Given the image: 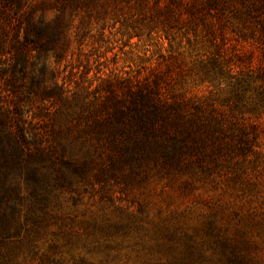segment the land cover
Segmentation results:
<instances>
[{"label": "trees", "instance_id": "obj_1", "mask_svg": "<svg viewBox=\"0 0 264 264\" xmlns=\"http://www.w3.org/2000/svg\"><path fill=\"white\" fill-rule=\"evenodd\" d=\"M119 3H133L139 21L165 37L183 28L200 35L214 54L192 73L169 57L145 74L73 91L60 67L77 12L79 29L117 14ZM261 115L264 0H0V264H62L41 241L49 206L85 184L123 191L150 175L188 176L179 184L187 190L194 178L221 174L247 190L264 186L262 169L256 182L241 177L261 148ZM238 224L231 238L213 219L202 237L136 226L134 238L144 256L168 264H259L249 235L260 217L250 212ZM118 227L92 226L101 237Z\"/></svg>", "mask_w": 264, "mask_h": 264}, {"label": "rangeland", "instance_id": "obj_2", "mask_svg": "<svg viewBox=\"0 0 264 264\" xmlns=\"http://www.w3.org/2000/svg\"><path fill=\"white\" fill-rule=\"evenodd\" d=\"M132 5L119 3L117 14L110 10L102 20L92 16L79 29L76 26L84 12H77L68 32L69 50L60 67L70 89L74 91L77 86L80 91L81 86L92 91L104 79L145 74L169 57L177 58L192 73L214 54V49L200 35H193L186 28L165 37L148 23H141ZM191 81L187 77V83L192 85ZM203 86H196L200 89L198 95H209ZM258 123L263 129L259 137L261 148L257 150L255 163L244 165L246 171L241 177L245 181L256 182V171L260 169L264 181V115ZM185 178L188 176L150 175L146 181L128 185L123 191L113 184L103 187L85 184V192L79 196L63 192L57 201H51L52 218L41 241L45 248L54 246L53 258L62 264H168L163 256L159 259L157 255L144 256L134 238L136 226L149 230L171 226L200 235L204 220L213 219L217 228L225 230V236L231 238L240 227L238 217L256 212L261 226L249 239L255 246L253 254L257 261L264 264V186L247 190L240 182H229L220 174L199 181L194 178L192 188L182 190L179 184ZM102 222L117 223L119 227L109 229L105 237L95 235L93 224Z\"/></svg>", "mask_w": 264, "mask_h": 264}]
</instances>
